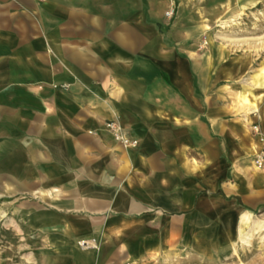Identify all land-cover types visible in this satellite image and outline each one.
Masks as SVG:
<instances>
[{
  "label": "crops",
  "instance_id": "obj_1",
  "mask_svg": "<svg viewBox=\"0 0 264 264\" xmlns=\"http://www.w3.org/2000/svg\"><path fill=\"white\" fill-rule=\"evenodd\" d=\"M168 6L0 0V221L36 238L29 262L227 264L264 200V66L179 49Z\"/></svg>",
  "mask_w": 264,
  "mask_h": 264
},
{
  "label": "rangeland",
  "instance_id": "obj_2",
  "mask_svg": "<svg viewBox=\"0 0 264 264\" xmlns=\"http://www.w3.org/2000/svg\"><path fill=\"white\" fill-rule=\"evenodd\" d=\"M168 1L169 6L164 11L166 30L175 35L179 49L206 51L216 58L219 56L225 65L231 67L235 61L250 62L245 66L251 69L264 66V0L253 5L246 0ZM249 71L246 69L241 75L243 88L250 86L247 81ZM259 96L264 99V94ZM252 130L258 140L264 139V132H261L258 125L253 126ZM254 159L253 166L258 169ZM245 212L242 209V214ZM250 214L254 219L264 220V200ZM239 226V219L235 218L233 232L222 237L223 247L214 257L224 259L227 264H233L239 259L242 264H264V229L256 232L249 245L243 247L238 240ZM38 246L33 235L26 232L19 235L0 221V264H34L29 262V257H38L34 249ZM233 247H236V255Z\"/></svg>",
  "mask_w": 264,
  "mask_h": 264
},
{
  "label": "built area",
  "instance_id": "obj_3",
  "mask_svg": "<svg viewBox=\"0 0 264 264\" xmlns=\"http://www.w3.org/2000/svg\"><path fill=\"white\" fill-rule=\"evenodd\" d=\"M169 14L170 13H167V15ZM105 125L107 129L112 133L114 139L118 141L119 143H121L122 145L133 146L136 144L135 140L126 137L122 133L121 128L118 123L114 121H108ZM254 129L256 130V127H254ZM261 140L262 141H261L260 148L258 152L256 153L255 159H254V164L258 169L264 167V139H261ZM80 244H83V243H80Z\"/></svg>",
  "mask_w": 264,
  "mask_h": 264
},
{
  "label": "bare ground",
  "instance_id": "obj_4",
  "mask_svg": "<svg viewBox=\"0 0 264 264\" xmlns=\"http://www.w3.org/2000/svg\"><path fill=\"white\" fill-rule=\"evenodd\" d=\"M261 139L259 142L261 143ZM243 225L238 231V240L241 246L246 247L249 245L251 237L258 231L264 229V220H258L252 218L251 214L244 216ZM236 247H233V252L236 255Z\"/></svg>",
  "mask_w": 264,
  "mask_h": 264
}]
</instances>
